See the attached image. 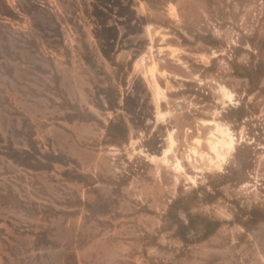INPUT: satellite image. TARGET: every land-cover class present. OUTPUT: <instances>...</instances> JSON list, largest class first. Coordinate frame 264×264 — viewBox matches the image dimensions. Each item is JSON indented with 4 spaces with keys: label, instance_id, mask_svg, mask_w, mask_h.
I'll use <instances>...</instances> for the list:
<instances>
[{
    "label": "rangeland",
    "instance_id": "rangeland-1",
    "mask_svg": "<svg viewBox=\"0 0 264 264\" xmlns=\"http://www.w3.org/2000/svg\"><path fill=\"white\" fill-rule=\"evenodd\" d=\"M0 264H264V0H0Z\"/></svg>",
    "mask_w": 264,
    "mask_h": 264
},
{
    "label": "trees",
    "instance_id": "trees-1",
    "mask_svg": "<svg viewBox=\"0 0 264 264\" xmlns=\"http://www.w3.org/2000/svg\"><path fill=\"white\" fill-rule=\"evenodd\" d=\"M260 49H256V51L258 52ZM254 74H255V72H254ZM256 75V74H255ZM254 75L252 74H249L248 75V78L251 80L252 79V77H253ZM235 109L234 108H231V110L230 111H234ZM237 110H240V109H237ZM188 222H192V220L189 218V220H188ZM217 221H214V223L213 224H211V230H207V232L205 233V236L206 237H208L209 235H211V234H213L214 232H215V230H216V228L218 227V224L216 223ZM183 227H184V229L185 228H188L189 227V225H187V226H180V229H179V233H180V235H181V237H182V239H184V241H186L185 239V234H184V232H182V229H183Z\"/></svg>",
    "mask_w": 264,
    "mask_h": 264
},
{
    "label": "bare ground",
    "instance_id": "bare-ground-1",
    "mask_svg": "<svg viewBox=\"0 0 264 264\" xmlns=\"http://www.w3.org/2000/svg\"><path fill=\"white\" fill-rule=\"evenodd\" d=\"M230 138V137H229ZM230 143L228 144L229 145V148L230 149H234V142H233V140H232V138H230ZM216 146V145H215ZM219 149V148H218ZM228 149V148H227ZM170 152H169V150L166 152V154L165 155H168Z\"/></svg>",
    "mask_w": 264,
    "mask_h": 264
}]
</instances>
